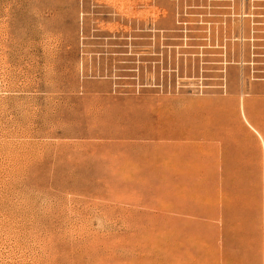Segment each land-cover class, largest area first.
Segmentation results:
<instances>
[{"label":"rangeland","instance_id":"rangeland-1","mask_svg":"<svg viewBox=\"0 0 264 264\" xmlns=\"http://www.w3.org/2000/svg\"><path fill=\"white\" fill-rule=\"evenodd\" d=\"M0 264H264V0H0Z\"/></svg>","mask_w":264,"mask_h":264}]
</instances>
